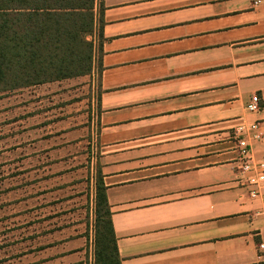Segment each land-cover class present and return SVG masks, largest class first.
<instances>
[{"label": "crops", "instance_id": "obj_1", "mask_svg": "<svg viewBox=\"0 0 264 264\" xmlns=\"http://www.w3.org/2000/svg\"><path fill=\"white\" fill-rule=\"evenodd\" d=\"M93 15V151L120 264H264L238 149L264 163V0H94Z\"/></svg>", "mask_w": 264, "mask_h": 264}, {"label": "rangeland", "instance_id": "obj_2", "mask_svg": "<svg viewBox=\"0 0 264 264\" xmlns=\"http://www.w3.org/2000/svg\"><path fill=\"white\" fill-rule=\"evenodd\" d=\"M98 97L96 72L0 93V264H97Z\"/></svg>", "mask_w": 264, "mask_h": 264}, {"label": "trees", "instance_id": "obj_3", "mask_svg": "<svg viewBox=\"0 0 264 264\" xmlns=\"http://www.w3.org/2000/svg\"><path fill=\"white\" fill-rule=\"evenodd\" d=\"M94 0H0V93L91 74ZM107 232L97 264H120L103 187Z\"/></svg>", "mask_w": 264, "mask_h": 264}, {"label": "built area", "instance_id": "obj_4", "mask_svg": "<svg viewBox=\"0 0 264 264\" xmlns=\"http://www.w3.org/2000/svg\"><path fill=\"white\" fill-rule=\"evenodd\" d=\"M246 110L250 113L259 111V99L256 96L251 98L250 102L246 106ZM248 132L250 134V139L256 140L258 138L257 127L255 125L250 126L248 128ZM238 149L240 157L243 160L241 172L245 175L246 184L250 188L249 198L252 200H264V195L261 194V190L264 185V163H256L251 159L247 141H239ZM260 249L264 250V245H261Z\"/></svg>", "mask_w": 264, "mask_h": 264}]
</instances>
